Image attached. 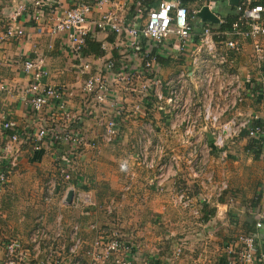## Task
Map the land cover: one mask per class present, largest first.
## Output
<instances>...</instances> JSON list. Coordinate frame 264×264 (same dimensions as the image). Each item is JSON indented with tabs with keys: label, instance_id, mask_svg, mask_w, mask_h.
<instances>
[{
	"label": "built area",
	"instance_id": "obj_1",
	"mask_svg": "<svg viewBox=\"0 0 264 264\" xmlns=\"http://www.w3.org/2000/svg\"><path fill=\"white\" fill-rule=\"evenodd\" d=\"M11 1L17 2L12 10L0 8V48L26 37L18 24L33 14L49 34L65 35L76 73L84 77L82 90L102 109L95 118L102 135L101 144L88 141L82 126L92 111L75 114L68 106L67 88L45 84L48 72L43 59L20 57L17 63L30 79L22 90L25 105L34 114L51 108L55 123L48 121L33 132L3 119L6 135L0 145V188L9 184L29 144L34 151H40L43 144L69 146L74 159L88 146L115 143L124 116L130 115L127 100L132 98L131 114H142L145 120L144 145L156 146L155 126L165 125L170 134H181L182 142L192 148L189 155L193 160L188 163L197 179L208 176L213 182L210 159L217 155L225 161L244 134L248 140L264 142L262 117L242 113L250 92L231 71L232 58L241 53L246 41H251L256 56L263 58L259 42L264 38L263 5H253L252 0H240L238 6H232L230 0H65L66 5L60 0ZM217 2L235 9L237 18L229 29L215 27L225 22L216 10ZM205 8L216 15L217 24L199 16ZM95 32L114 36L113 42H101V51H116L118 59L107 55L91 61L87 57L85 50ZM174 56L178 58L177 69L163 75L161 61ZM0 92L11 93L12 87L1 83ZM201 130L206 137L200 141ZM167 155L163 146H157L153 157L145 149L141 163L151 172H161V159L157 158ZM72 169L70 161L59 165L58 176L41 191L43 212L36 216L27 236L0 243V264H176L182 249L177 248L172 258L149 255L126 233L119 218L120 199L131 193L130 186L120 199L99 202L75 184ZM70 192L73 196L68 203ZM186 193L181 192L176 201L186 209L196 205L194 212L200 214L208 198L202 194L193 202ZM54 211L51 220L50 212ZM78 211L93 220L85 223L76 219ZM100 218L106 221L101 223ZM254 227L264 229V207L256 214ZM224 254L226 264H264V252L251 234H240L228 242Z\"/></svg>",
	"mask_w": 264,
	"mask_h": 264
},
{
	"label": "crops",
	"instance_id": "obj_2",
	"mask_svg": "<svg viewBox=\"0 0 264 264\" xmlns=\"http://www.w3.org/2000/svg\"><path fill=\"white\" fill-rule=\"evenodd\" d=\"M60 1L67 4L65 0ZM260 2L252 0L255 4ZM16 4L0 0V8L12 10ZM216 5V10L223 6L220 2ZM33 17L34 14L28 21L21 20L18 24L26 33L23 40L6 43L0 48V84L12 87L11 93L0 92V145L6 135L2 129L3 119L11 121L18 129L33 132L48 121L55 123L51 108L34 114L23 101L22 90L30 79L17 62L25 56L44 60L48 72L45 84L67 88L72 112L81 116L86 109L92 111L82 130L91 144H101L102 128L95 118L102 109L82 90L84 77L79 78L76 73V61L68 49L66 36L49 34L43 23ZM94 37L90 41L100 44V50L101 42L114 41V36L98 32ZM259 42L264 51V38ZM86 55L91 61L107 55L118 59L113 50L108 54L101 51ZM177 60L176 56L163 59L162 74L169 76L175 71ZM231 71L250 92L242 113H256L264 122V53L263 58H258L253 43L246 41L241 53L233 56ZM127 101L130 115L124 116L120 137L113 144L100 148L88 146L74 159L69 146L43 144L40 151H34L31 144L25 147L9 184L0 188V243L16 236L22 239L27 236L34 219L43 212L41 191L58 176L59 165L70 161L77 178L75 184L83 186L99 202L120 199L125 187L130 186L131 193L120 199L119 218L126 225L128 236L146 254L172 258L174 251L180 248L182 253L176 264H226L224 247L240 234L254 235L260 251L264 252V229L254 227L255 216L264 207V142L248 140L244 134L228 151L225 161L217 155L210 159L208 168L213 182L208 176L197 179L188 163L193 160L189 155L192 148L182 142V135L170 134L165 125L155 126L153 143L156 146H145L142 141L145 120L142 114H131L135 99ZM199 134L200 141L206 137L203 130ZM157 146H163L168 155L157 158L161 159L162 171L151 172L142 165L141 154L147 149L148 155L153 157ZM223 184L226 185L224 190L220 189ZM181 192H187L193 202L205 194L209 202L197 215L196 205L186 209L176 201ZM50 213L53 220L56 211ZM74 217L85 223L93 220L81 211L75 212ZM2 256L0 249V259Z\"/></svg>",
	"mask_w": 264,
	"mask_h": 264
},
{
	"label": "trees",
	"instance_id": "obj_3",
	"mask_svg": "<svg viewBox=\"0 0 264 264\" xmlns=\"http://www.w3.org/2000/svg\"><path fill=\"white\" fill-rule=\"evenodd\" d=\"M154 1L155 0H151V2H154ZM187 1H190V0H186V2ZM260 3L261 4L253 3V5H263L264 6V0H261ZM218 12L221 14L225 22L222 25H217L215 27L221 30L229 29L233 21L237 18L235 9L233 7L222 6L221 8L218 9ZM88 46H89V50L87 51L85 50L86 54H89L90 52H95L97 54L101 53L100 44H94L91 41H89Z\"/></svg>",
	"mask_w": 264,
	"mask_h": 264
},
{
	"label": "water",
	"instance_id": "obj_4",
	"mask_svg": "<svg viewBox=\"0 0 264 264\" xmlns=\"http://www.w3.org/2000/svg\"><path fill=\"white\" fill-rule=\"evenodd\" d=\"M230 3L232 6H238L240 3V0H230ZM199 16L204 20V21H208L211 22V24H217V17L214 13L210 12L207 8L203 9V11L199 14ZM208 138L210 139V141H212L213 139L211 138L210 134H207ZM72 196H73V192H70L69 196H68V203L71 202L72 200Z\"/></svg>",
	"mask_w": 264,
	"mask_h": 264
},
{
	"label": "rangeland",
	"instance_id": "obj_5",
	"mask_svg": "<svg viewBox=\"0 0 264 264\" xmlns=\"http://www.w3.org/2000/svg\"><path fill=\"white\" fill-rule=\"evenodd\" d=\"M245 136V135H244ZM154 245V244H153ZM152 247H154V246H152Z\"/></svg>",
	"mask_w": 264,
	"mask_h": 264
}]
</instances>
